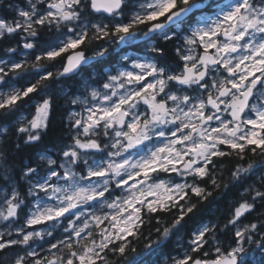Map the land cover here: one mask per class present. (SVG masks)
I'll return each mask as SVG.
<instances>
[{
  "label": "snow or ice",
  "instance_id": "1",
  "mask_svg": "<svg viewBox=\"0 0 264 264\" xmlns=\"http://www.w3.org/2000/svg\"><path fill=\"white\" fill-rule=\"evenodd\" d=\"M0 264H264V0H0Z\"/></svg>",
  "mask_w": 264,
  "mask_h": 264
},
{
  "label": "trees",
  "instance_id": "2",
  "mask_svg": "<svg viewBox=\"0 0 264 264\" xmlns=\"http://www.w3.org/2000/svg\"><path fill=\"white\" fill-rule=\"evenodd\" d=\"M223 199H224V198H221L220 201H217V202H215L213 205L210 206V207H212L213 211H215V208H216V206H217L218 204H221V203L223 202ZM193 226H194V224H193ZM256 256L258 257L257 251H256ZM258 258H259V257H258ZM247 259H248V258H247ZM249 260H251V259H249Z\"/></svg>",
  "mask_w": 264,
  "mask_h": 264
},
{
  "label": "rangeland",
  "instance_id": "3",
  "mask_svg": "<svg viewBox=\"0 0 264 264\" xmlns=\"http://www.w3.org/2000/svg\"><path fill=\"white\" fill-rule=\"evenodd\" d=\"M247 258L251 260H253L254 258L258 259V257L256 256V251H250Z\"/></svg>",
  "mask_w": 264,
  "mask_h": 264
}]
</instances>
